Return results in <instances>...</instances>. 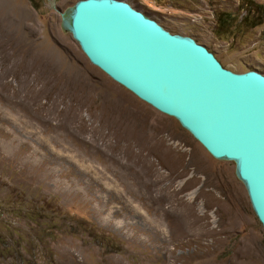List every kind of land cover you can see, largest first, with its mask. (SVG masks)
<instances>
[{
    "label": "rangeland",
    "instance_id": "374dc122",
    "mask_svg": "<svg viewBox=\"0 0 264 264\" xmlns=\"http://www.w3.org/2000/svg\"><path fill=\"white\" fill-rule=\"evenodd\" d=\"M0 1V264H264L234 162L88 61L60 28L76 0ZM125 1L264 74L241 0Z\"/></svg>",
    "mask_w": 264,
    "mask_h": 264
},
{
    "label": "water",
    "instance_id": "95a60500",
    "mask_svg": "<svg viewBox=\"0 0 264 264\" xmlns=\"http://www.w3.org/2000/svg\"><path fill=\"white\" fill-rule=\"evenodd\" d=\"M60 28L113 81L174 117L215 159L233 161L264 231V74L223 67L125 0H76Z\"/></svg>",
    "mask_w": 264,
    "mask_h": 264
},
{
    "label": "trees",
    "instance_id": "16d2710c",
    "mask_svg": "<svg viewBox=\"0 0 264 264\" xmlns=\"http://www.w3.org/2000/svg\"><path fill=\"white\" fill-rule=\"evenodd\" d=\"M29 2L35 9L38 8L36 0H29ZM241 3L247 7L248 13L253 11L256 17L260 16V18L256 20L257 22L255 23V25L264 22V6L261 3H256L254 0H241ZM223 19H227L228 21L232 20L228 18V13H219L217 15L218 26L221 25Z\"/></svg>",
    "mask_w": 264,
    "mask_h": 264
},
{
    "label": "bare ground",
    "instance_id": "6f19581e",
    "mask_svg": "<svg viewBox=\"0 0 264 264\" xmlns=\"http://www.w3.org/2000/svg\"><path fill=\"white\" fill-rule=\"evenodd\" d=\"M192 196H193V192H190L189 197L191 198ZM200 208H201V207H200ZM201 211H202V210H201ZM205 211H206V210H205ZM201 213H202V212H201ZM207 213H208V212H207ZM211 216H212L213 220L216 219L215 216H214L213 214H211ZM200 225H203V223H200ZM179 232H180V231H179ZM179 232H178V233H179ZM175 234H176V233H175ZM184 241H185V240H184Z\"/></svg>",
    "mask_w": 264,
    "mask_h": 264
},
{
    "label": "crops",
    "instance_id": "0c3cea01",
    "mask_svg": "<svg viewBox=\"0 0 264 264\" xmlns=\"http://www.w3.org/2000/svg\"><path fill=\"white\" fill-rule=\"evenodd\" d=\"M14 1L16 2L17 0H14ZM1 3H2V1H0V5L2 6V5H3V3H2V4H1Z\"/></svg>",
    "mask_w": 264,
    "mask_h": 264
}]
</instances>
